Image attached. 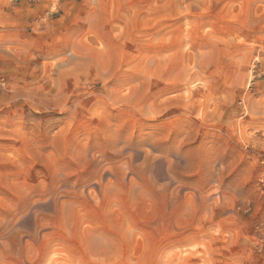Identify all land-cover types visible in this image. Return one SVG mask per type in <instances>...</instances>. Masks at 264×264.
<instances>
[{
    "label": "rangeland",
    "instance_id": "1",
    "mask_svg": "<svg viewBox=\"0 0 264 264\" xmlns=\"http://www.w3.org/2000/svg\"><path fill=\"white\" fill-rule=\"evenodd\" d=\"M0 80V264H264V0H0Z\"/></svg>",
    "mask_w": 264,
    "mask_h": 264
},
{
    "label": "built area",
    "instance_id": "2",
    "mask_svg": "<svg viewBox=\"0 0 264 264\" xmlns=\"http://www.w3.org/2000/svg\"><path fill=\"white\" fill-rule=\"evenodd\" d=\"M3 86H4V82L0 80V88H2Z\"/></svg>",
    "mask_w": 264,
    "mask_h": 264
},
{
    "label": "bare ground",
    "instance_id": "3",
    "mask_svg": "<svg viewBox=\"0 0 264 264\" xmlns=\"http://www.w3.org/2000/svg\"><path fill=\"white\" fill-rule=\"evenodd\" d=\"M50 35V34H49Z\"/></svg>",
    "mask_w": 264,
    "mask_h": 264
}]
</instances>
